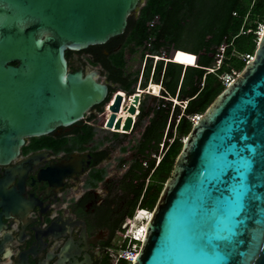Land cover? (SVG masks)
<instances>
[{"label":"water","instance_id":"obj_1","mask_svg":"<svg viewBox=\"0 0 264 264\" xmlns=\"http://www.w3.org/2000/svg\"><path fill=\"white\" fill-rule=\"evenodd\" d=\"M142 2L0 0L1 165L27 139L71 128L106 101L101 72L70 73L66 53L123 36ZM123 99L119 93L110 107L108 130L122 126ZM133 123L126 119L125 134ZM80 158L40 179L53 184L60 173L61 182L82 167ZM141 245L132 264H264V29L241 75L193 125Z\"/></svg>","mask_w":264,"mask_h":264},{"label":"flooded vegetation","instance_id":"obj_2","mask_svg":"<svg viewBox=\"0 0 264 264\" xmlns=\"http://www.w3.org/2000/svg\"><path fill=\"white\" fill-rule=\"evenodd\" d=\"M139 10L141 13L142 8ZM125 39L76 54L67 52L70 73L83 71L86 75L96 69L101 72V77H107L105 83L109 86V95L106 101L90 110L71 128H60L47 137L27 139L15 160L7 165L0 164V264H114L115 237L120 234L123 239V226L132 218L129 214L136 191L142 181L146 185L150 183L148 173L153 161L157 156L160 158L159 149L156 141L145 149L147 139H140L134 144L136 150L131 163L126 166L127 162L118 161L108 175L107 162L112 146L100 148L94 144V135L88 138L89 130L83 128L104 127L105 120L111 115L114 95L119 93L124 94L119 113L131 114L130 109L135 108V113L131 114L137 115L134 127H156L157 111L167 109L166 101L161 107L156 104L146 106L145 95L149 94L143 91L150 80V76L147 77L149 63L145 62L142 70L138 67L137 75L130 78L132 84L128 90L109 80L107 62H98L103 56L110 57L125 49ZM126 69L127 59L123 72L130 76ZM136 96L140 97L137 104L134 103ZM159 116L160 124L166 122L167 125L164 113ZM74 154L81 157L82 167L75 166L61 182L58 181L60 173L55 175L53 184L40 179L43 171L69 162ZM151 155L152 159L149 158ZM135 156L139 158L137 161H134ZM142 158L149 159L148 167L137 166ZM131 171L142 177L134 180L129 174ZM126 246L124 241L117 255Z\"/></svg>","mask_w":264,"mask_h":264},{"label":"trees","instance_id":"obj_3","mask_svg":"<svg viewBox=\"0 0 264 264\" xmlns=\"http://www.w3.org/2000/svg\"><path fill=\"white\" fill-rule=\"evenodd\" d=\"M154 15H160L162 20L158 30L160 33L158 32L156 36L164 44H172L176 51L173 55L175 63H177L176 54L180 51L196 55L198 58L195 56L194 66H186L188 68L185 70L183 66L171 63L164 65L161 62L157 66L156 78L163 82L165 88L163 96L180 101L182 106L177 105L173 114V102H168L167 109L162 108L157 111L158 120L154 119L155 122L157 121L156 127L146 129L144 139H147L146 146H148L145 149H149L155 141L159 149L163 130L169 125L171 118L174 119L169 125L172 131L167 136L170 140L173 139V129L176 131V136L171 144L169 142L164 144L166 150L161 161L159 163L153 161L151 173H148L151 175L150 183L146 185L142 181L137 191L135 190L134 205L129 214L132 218L136 214L135 207L150 213L156 207L164 185L170 178L183 149L182 138L186 139L193 128L191 117L202 116L225 90L223 77L230 75L232 71L241 73L249 62L247 56L254 57L260 39L257 34L260 31L259 26H264V0H147L139 18L129 21L126 35L108 43H117L126 37L125 49L116 54L112 53L110 57L103 56L98 59V62H107L105 65L110 72L109 80L112 83L131 88V76H125L123 72L126 55L135 53L143 45L148 22ZM223 45H226V49L222 63L217 68V56ZM152 67L150 62L147 77L150 76ZM172 67L178 69L174 70ZM209 69L214 71L210 72ZM170 85L174 89L173 95L169 90ZM184 103H187L185 107ZM161 113H164L165 120L168 119L167 125L166 122L160 124ZM87 129L90 135L88 138H91L94 135V128H83L85 131ZM137 164L138 167L144 168L142 160ZM129 174L134 180L142 177L133 171ZM118 264L132 263L121 259Z\"/></svg>","mask_w":264,"mask_h":264},{"label":"rangeland","instance_id":"obj_4","mask_svg":"<svg viewBox=\"0 0 264 264\" xmlns=\"http://www.w3.org/2000/svg\"><path fill=\"white\" fill-rule=\"evenodd\" d=\"M146 3H147V0H143L140 8H143L146 5ZM139 14H140V10H138L136 12V14L133 17V20H136V18H139ZM157 16L158 15H154L149 20L148 25H147V34H146L145 40L143 42V45L141 46V48H139V51H136V53H133L132 55L127 54V56H126V59H127L126 72L131 77L137 75L138 67H141V70L143 69L145 62H147V63L151 62L152 63L153 67H152V71L150 74V80H149L148 85H147L148 87H147V89H145L146 91L150 88V86L152 84L157 85V86H163L160 84L161 80L158 81L156 78L157 66H159V64L161 62H163L164 65H167L168 63L165 61V59L169 56V53H172L174 51L172 44L171 45L166 44V43L164 44V42L160 41L156 36L158 32L160 33V31H158V30H159V27L162 25V20H160V25H159L158 29H156V26L158 23ZM152 25H153V27L151 28ZM150 28H151V30H149ZM263 29H264V26H259L260 31H259V33H257L259 38L262 34ZM154 37H155V42H153ZM152 43H154V46L151 45ZM158 43L160 44V46H158L159 45ZM185 50H189V49H185ZM141 54H143L144 56H141ZM145 56H147V57L150 56V58L149 57L146 58ZM83 57L87 58V55L84 54ZM172 60H174L173 57H172ZM175 60L177 63L184 65V66H194V64L196 63V57L195 56H193L187 52H181V51L176 54ZM183 68L185 70V67H183ZM172 69L176 70V69H178V67H172ZM241 73H239L237 71H232L230 74V77H231V79L235 80L239 75H241ZM226 78H227V76L223 80L224 84L226 83ZM106 79H107V77L103 76L100 78V81L105 82ZM115 88H118V87L115 86ZM169 88H170L169 90H170L171 94L173 95V93H174L173 87L170 85ZM127 89L130 90V87L128 86ZM163 89H165V88L161 87V91L159 90L160 92H159V95H157V96H154L151 94L145 95L146 96V106L148 107V106L154 105V104H156L157 106L158 105L160 106L165 101L167 103H168V101L173 102L174 106H172V112H173V114H175V111H176L175 107H177V105L182 106L181 102L176 100V99H171V98H166V100H163V97H164L163 96L164 95ZM123 95L124 94L122 93V96ZM185 106L186 105H184V107ZM173 118H174V116H173ZM171 120H174V119L171 118L169 120L170 121L169 125L171 124ZM148 121H149V118L145 120V123H147ZM169 125L163 130L162 144L159 146L160 158L157 156V160H156L157 163H158V159H160V160L162 159V157L164 155V151L166 150V146H164V144L167 142H169L171 144L172 141L174 140L175 136H176L175 129H173V134H174L173 139L170 140L169 137L167 136L172 131L170 129ZM146 129H147V127H135V129H134L135 131H133V133L128 134V135H119L118 136L114 132L112 133L110 131L104 130L103 127H94V141H95L94 144L99 145L100 148H105V146H112V148L109 151V161L107 162L108 163L107 164L108 175L113 172V167L118 163V161L122 160V163L127 162L126 166H128L131 163L132 154L135 153V150H136V148H134V144L137 141H139L140 139L144 138V134L146 133ZM185 140H186L185 138H182L183 143ZM119 141H122V144H119ZM149 158L152 159V155ZM154 158L155 157L153 156V159ZM138 159L139 158L137 156H135L134 161H137ZM148 160L149 159L144 160V158H142L143 167L145 166V162H147V164H148ZM138 209L139 208H136V212ZM139 215L140 214L137 215V217L133 221L132 225H129L131 223L129 220H127L125 222V224L123 226V227H125V228H123L125 230V232H127L128 228H129V232L134 231L136 223L140 220ZM131 219H133V218H131ZM128 225H129V227H128ZM123 242H124V236H123V239H121L120 234H117L115 237V240H114V249L116 251H113L114 256L112 258V260L114 261V264H116V263L118 264V262H116V261H117V258L119 257V255H117L116 252H118V250L120 249L119 246L123 245ZM141 247H142V245H141Z\"/></svg>","mask_w":264,"mask_h":264},{"label":"built area","instance_id":"obj_5","mask_svg":"<svg viewBox=\"0 0 264 264\" xmlns=\"http://www.w3.org/2000/svg\"><path fill=\"white\" fill-rule=\"evenodd\" d=\"M157 19H158V23H157V26H156V29H158V27H159V25H160V20H161V17H160V15H158L157 16ZM153 27V25L151 26V28ZM151 28L149 29V30H151ZM153 42H155V37L153 38ZM152 46H154V43H152L151 44ZM225 49H226V45H223V46H221V48H220V53H219V55L217 56V64H216V66H217V68H219L220 67V65H221V63H222V60H223V55H224V52H225ZM174 53H175V50L172 52V53H169V56L165 59V61L167 62V63H169V62H174L173 60H172V57H173V55H174ZM142 56H144L143 54H142ZM146 58H150V56H145ZM198 58V57H197ZM247 58L249 59V61L253 58V57H250V56H247ZM219 62V63H218ZM183 67H185V69H187L188 67H186V66H184L183 65ZM210 70V72H213L214 70H212V69H209ZM226 77V76H225ZM225 77H223V80H224V78ZM228 78V79H227ZM227 78H226V83H225V86L227 87L232 81H233V79H231V77H230V75H227ZM143 92H146V93H148V90L147 91H143ZM148 94H150V93H148ZM114 98H116V96L114 95ZM169 102V101H168ZM200 115H196V116H194V117H191V121L194 123V124H196L198 121H199V119H200ZM121 118V117H120ZM119 119V118H118ZM123 119V118H122ZM136 119H137V115H134V123H135V121H136ZM125 120V119H124ZM108 121H109V118L108 119H106L105 120V125H104V127H103V129L104 130H106V131H110V132H113L112 130H108L106 127H107V123H108ZM125 123V122H124ZM133 123V124H134ZM135 129V127L133 126V128H132V131ZM131 131V132H132ZM114 133H122V132H114ZM122 134H125V133H122ZM129 134V133H128ZM155 157V156H154ZM161 160L160 159H158V163L160 162ZM148 166V164H147V162H145V166L144 167H147ZM142 213H144V214H142ZM138 214H140L139 216H140V220L136 223V226H135V229H134V231L133 232H129V228L127 229V232H125V234L123 235L124 236V241L125 242H127V246L124 248V249H122L121 250V252H120V254H119V257L117 258V261L116 262H118L119 260H121V259H124V260H126V261H129L130 263H133L134 262V260H135V257L138 255V253H139V251H140V249H141V243H142V241H143V239L142 238H140L139 237V234H138V232H139V230L142 228V226L145 224V223H147V221H148V219H149V217L151 216V213L149 212V211H144V210H139V211H137L136 212V214H135V216H134V218L133 219H129V221L131 222L129 225H132L133 224V221L135 220V218L137 217V215ZM128 225V226H129ZM117 264V263H116Z\"/></svg>","mask_w":264,"mask_h":264},{"label":"bare ground","instance_id":"obj_6","mask_svg":"<svg viewBox=\"0 0 264 264\" xmlns=\"http://www.w3.org/2000/svg\"><path fill=\"white\" fill-rule=\"evenodd\" d=\"M161 91V87L160 86H157V85H154V84H152L151 86H150V88H149V90H148V93H150L151 95H154V96H157V95H159V92ZM121 117V119H122V126H121V128L118 130L119 132H122V133H125L124 132V125H125V121H126V119L128 118V117H131L133 120H134V115H131V114H122V113H118V118H120ZM125 119V120H124ZM112 131L113 132H118L116 129H112ZM146 211V210H145ZM142 214H144V213H142ZM146 227H147V223H145L143 226H142V228L139 230V232H138V234H139V237L140 238H144L145 237V231H146Z\"/></svg>","mask_w":264,"mask_h":264}]
</instances>
